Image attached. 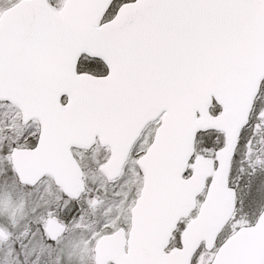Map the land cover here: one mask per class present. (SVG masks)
Listing matches in <instances>:
<instances>
[{
    "label": "snow or ice",
    "instance_id": "obj_1",
    "mask_svg": "<svg viewBox=\"0 0 264 264\" xmlns=\"http://www.w3.org/2000/svg\"><path fill=\"white\" fill-rule=\"evenodd\" d=\"M83 220L132 264H264V0H0V264Z\"/></svg>",
    "mask_w": 264,
    "mask_h": 264
},
{
    "label": "rangeland",
    "instance_id": "obj_2",
    "mask_svg": "<svg viewBox=\"0 0 264 264\" xmlns=\"http://www.w3.org/2000/svg\"><path fill=\"white\" fill-rule=\"evenodd\" d=\"M102 154H106V151ZM129 176L134 173H128ZM111 191V189H110ZM110 203L115 205L111 209L109 216H103L99 218V224L109 223L115 224L119 218V205L122 203L118 197L110 195ZM96 223L95 221L83 220L77 223L76 227L80 228V232L77 234V238L73 240L68 246H66L61 252L57 253L59 259L56 256L52 258L50 264H92L94 262V253H90V246L94 244L93 238L95 237V231L89 229V225ZM99 224L96 226L99 227ZM103 230V229H101Z\"/></svg>",
    "mask_w": 264,
    "mask_h": 264
},
{
    "label": "water",
    "instance_id": "obj_3",
    "mask_svg": "<svg viewBox=\"0 0 264 264\" xmlns=\"http://www.w3.org/2000/svg\"><path fill=\"white\" fill-rule=\"evenodd\" d=\"M105 168L111 173H114L119 168V163H114L111 159ZM65 180H69V177H64ZM57 226H52V231L56 230ZM204 234V226L197 225L192 227L190 225L189 230L184 234V240L186 245H195ZM115 236V234H114ZM122 240V237H121ZM146 251L145 244L142 241H136L131 239L127 241V251L122 246L119 250L113 245L112 238L103 237L96 247V263L106 264V262L112 260L116 264H132L133 253L142 255Z\"/></svg>",
    "mask_w": 264,
    "mask_h": 264
}]
</instances>
